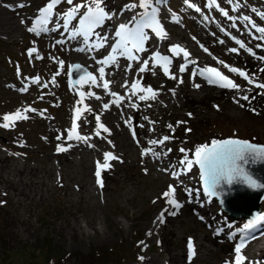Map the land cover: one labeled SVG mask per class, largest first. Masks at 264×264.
I'll return each mask as SVG.
<instances>
[{"label":"rangeland","instance_id":"rangeland-1","mask_svg":"<svg viewBox=\"0 0 264 264\" xmlns=\"http://www.w3.org/2000/svg\"><path fill=\"white\" fill-rule=\"evenodd\" d=\"M46 1L0 0L1 3L12 2L15 5L35 4V12ZM86 2L87 0H80L75 4ZM117 2L120 7L122 4L128 5L138 0H117ZM223 2V9L236 17L235 21H229L224 17L220 11L221 8L209 12L202 10L203 0H187V2L171 0L167 4L181 12V18L180 15L175 14L179 21L174 23L176 32L185 34L190 42L194 41L193 37H195L196 42L192 43L197 49L202 50L211 64L226 69L217 62L223 60L230 67L240 68L254 76L256 82L264 83V71H260L264 69V61L259 59L264 56V47H257V44H264V41L253 39L254 35L259 34L255 33L250 26L246 28V22L239 19L243 15H248L258 26H264V19L256 14L264 12V0H233L232 5L228 3V0ZM237 2L241 7L233 11V6ZM189 4L198 5L201 10L191 11ZM205 16L208 17L207 20L204 19ZM216 17L221 20L218 25L214 22ZM202 18L203 23L200 24ZM233 23L236 24L235 28L232 27ZM191 24L198 30L192 29ZM220 26H225L224 28L241 37L246 45L245 49H239L238 45L230 41ZM15 33L16 38L12 39L0 33V83L2 86L3 84L13 86L11 91L0 94V122L4 121V114L9 115V112H14L15 109L26 113V108H34L37 112H43L45 128L47 132L53 133L52 138L56 140L59 131L65 133L66 129L68 130L71 119L70 94L66 90V82L70 86L74 85L68 80V67L73 61L65 62L61 68L58 61L61 60L59 56H62L64 50L56 45L50 47L49 44H45L44 46V41H40V37L28 32L27 29ZM167 35V42L180 41L175 34L171 37L169 33ZM220 40L224 43H219ZM201 45L207 48L208 52L203 51ZM233 47L238 48V52L228 51ZM248 47L256 53L255 56L247 51ZM33 48L36 51L29 56L28 50ZM39 55H43L41 60L36 58ZM58 72L59 75H57ZM33 75L41 76V89L36 87L35 89V84L29 83V90L26 93L19 92L18 88L25 87L24 81ZM53 78L55 83L52 82ZM236 78V83L241 89V94L237 98L242 95L250 97L249 101H240L243 107L238 103L234 107L230 106L233 101L226 98L227 90L210 89L193 99H179L183 103L181 102V106L175 105L172 110L159 111L157 114L159 127L155 123H149L151 119L145 124L147 130L155 125L158 134L172 137L165 142L164 146H161L163 150L171 149L166 157L169 167H173V162L180 166V161L185 154L194 159L197 147L225 136L264 144V94H262L264 89H257L254 84H249L245 79ZM44 84H47V87H43ZM230 91L234 94L240 92L233 89ZM17 95L19 97H16ZM41 96L43 99L40 98ZM133 102V99H130L129 104ZM22 122L16 120L15 125L22 127ZM138 122L135 125L137 133ZM169 125L173 126L172 129L168 127ZM0 142H7V137L0 135ZM180 149L186 151L182 153ZM73 157L78 161L75 171L79 170L81 174L87 172L89 175L93 173L90 161L86 163L83 160L80 161L76 154H73ZM149 158L141 154L132 159L128 166L121 169L120 181L114 175L117 167L113 166L103 171V186H97L98 192L92 199L99 207L91 208L86 200L76 199L68 209L60 194H50L44 200L32 203V211H28L9 202L8 198L0 196V202H2L0 203V264L14 262V264H22L18 249L26 247L30 251L29 248H32L34 252L43 245L44 241H50L56 251H61L59 258L48 261L46 264H138L137 261L141 256L157 254L158 243L147 232L151 218L155 216L156 221H159L158 217L162 211L168 210L164 212L165 216L169 215L168 212L175 210L166 203L169 198L162 195L170 185L176 188L174 197L170 198L183 201L185 206L174 215L176 232L167 236L168 248L180 255H185L188 264H234L230 258L236 257V253L233 243L226 237V233L230 231L226 228V224L231 223L233 228H236L245 222L244 219L232 220L219 208L214 198L209 202L203 195L195 164L189 172L191 176L189 179H172L167 175L155 178L152 177V165L147 163ZM155 161L160 162L161 159ZM158 166L162 168V164L159 163ZM123 179H125L124 182ZM188 186L191 189L200 190V203L189 202L190 197L185 191ZM9 192L11 193L12 190L9 189ZM127 198L128 201H126ZM260 206V209L264 210V197ZM203 207L208 208L215 215L214 220L211 222L206 220L208 214L199 210ZM91 212L99 214L100 219L92 227L85 226L84 217ZM74 215H79V223L83 227L81 231L70 226ZM201 216L206 221L202 220ZM221 228L224 231L217 235V230ZM186 236L199 238L205 246L194 258H189L185 249ZM164 245L166 246V243ZM252 246L246 249L245 256L249 254ZM148 264L168 263L163 261ZM245 264H249L248 260Z\"/></svg>","mask_w":264,"mask_h":264},{"label":"bare ground","instance_id":"bare-ground-1","mask_svg":"<svg viewBox=\"0 0 264 264\" xmlns=\"http://www.w3.org/2000/svg\"><path fill=\"white\" fill-rule=\"evenodd\" d=\"M19 5L21 4L19 3L15 5V3L12 2H0V33H3L1 35L7 36L9 39L16 38L15 32L28 29V25H31L33 21L32 16L34 15L33 10H35V4H22L24 7H19ZM121 6H118L117 0H106L107 9L111 13H116V15H114L111 20H106L102 29H99L98 31H100L103 35L110 36L111 41L114 39L116 27L120 24L121 20L126 19L132 13V10H125L124 4ZM195 8H197V6L189 7L191 11ZM21 20H24L25 23H21ZM199 23H203V18L202 22ZM162 25L164 26L167 34H170L169 37H171L172 34H175V36L179 37L180 41L167 42L168 35L166 38H160L155 35V40H149L146 42L147 51L138 54L141 59L150 60V71L146 72L145 77L144 73L138 72L137 66H139V64L137 62L130 61L125 57H120L119 55L117 56L118 66L106 67L107 75L105 79L111 81L110 90L125 96V99L121 102L120 107H117L114 103H112V101L116 98L110 96L108 92H105V90L101 87H90L89 85L81 83L74 87L73 92L66 87L67 91L70 93L69 103L72 105L70 113L73 112L76 115L75 109L77 107L83 109L85 105L92 109L91 113H82V117L80 119L81 124L79 126L81 130L80 132L78 131L80 135L91 136L88 143L76 140L66 141L64 138L67 137V131L66 133L59 131L58 135H62L64 138L61 140H54L52 138L53 133L47 132L45 128L46 121L43 116L40 115V112L29 111L25 113L24 111L19 110L23 115L28 117L27 119L21 120V122L23 121L21 124L22 127L16 126L15 122L13 126L9 128L0 126V135H5L7 137V142H0V196L8 198L9 202L19 205L22 209L28 211H32V203L35 204L44 200L50 194H60L66 202L65 207L68 209L76 199L86 200L91 208L99 207L97 202L92 200L98 192L97 186L99 184L97 183V178L93 173L89 175L87 172L81 174L79 173V170L75 171L74 168H76L78 161L73 157V154H76L80 161L83 160L85 163L90 161L92 167H94L98 160L101 163L104 162L101 156L103 149L102 155L105 151L113 152V154L118 156L120 160L111 161L110 163L112 167H117L114 175H116V178L120 181L122 177V168L128 166L132 159L141 155L142 150L145 147H156L149 146L148 140L152 138H161L155 125L153 126L154 131H150L151 129L147 130L145 128V124L149 121V119L155 121L156 126L159 127L157 120V114L159 111L167 109L172 110L175 105L181 106L183 101H180L179 99H193L196 96L203 95L205 91L216 89L214 84H209L202 76L192 78L189 71L185 73L177 72L178 63L181 62L183 64L185 61L183 58L171 54L169 49L173 45H180L191 53L189 59L196 61L195 70L204 67H211L212 64L207 59V56L204 55L200 49H197L194 43L187 40L185 34L180 32V34H178L176 32L173 21L171 22L168 18H164L162 19ZM50 27H55L53 21L50 23ZM190 27L196 31L198 30L193 24H191ZM50 33L53 37H55V32L50 31ZM43 36L47 37V35ZM157 43L164 46L165 55L169 56L173 60L172 71L174 74L178 75V78L182 77L184 81L182 84L178 83V80L170 79L167 75H165L162 66L155 67L153 65L150 58L154 52L160 51ZM81 47H84L82 38H77V40H68V45H66L67 50H65L61 59H63L64 62L68 60L80 61L91 72H95L97 77H99V74L96 72L98 65L97 60L102 59L101 54H103L106 49L108 50V48L101 49L99 51H78L77 49ZM161 54L164 55L162 51ZM129 65L131 66V69L126 72L125 68ZM191 66L192 64H189V67ZM133 75H135V78L137 79H139L138 77H141L143 80V87L151 86L158 92L155 100L150 99L147 101H139L137 97L132 96L134 102L139 105L138 108H132L129 106V87L122 86L125 79L127 78L126 81L129 83ZM127 76H129V78ZM1 84L2 83H0V94L8 92V90L12 88L11 85L3 84L2 86ZM194 84H199L200 87L196 88L193 86ZM64 86L66 85L64 84ZM35 87L41 89L39 83L35 84L34 88ZM223 89L227 90L226 98H230L233 101V104L230 106H236L234 97L237 98L238 95L241 94V91L238 92V94H234L230 91L231 89L222 88L220 90ZM81 91H92L99 96L100 99L85 96L83 103L78 104V101L80 100L79 93ZM138 95L150 94L137 93V96ZM16 97H19V95ZM106 103L110 104L108 109L103 107ZM17 111L18 110L15 109L14 112H9V115L15 114ZM101 113V122L110 129L111 133L109 135L102 132L101 134L106 137L105 139L96 137L94 134L96 130L95 116ZM129 116L133 118L132 127H135V129V125L139 119L140 121L138 122V125H144V127H138V133L136 130L137 135L135 139L133 138L132 131L129 130V125L125 124V120ZM145 117L148 119L145 120ZM85 120L88 122L85 123ZM3 123H5V121L0 122V125ZM109 140L112 142L111 144L108 143ZM137 140L139 143H137ZM89 143L94 145V147H89ZM58 145H63L66 148H68V145H71V147L68 148L67 151L57 152L56 149ZM145 156L151 158H149L147 163L151 164L153 167L152 177L162 178L164 175H167L170 178H174L169 171V163L166 161V158H162L160 162H157L151 154ZM159 163L162 164V168L158 166ZM172 165L180 169V166L175 165L174 162ZM165 169H167V171ZM180 172L183 173L182 175L184 176V179H189L191 177L189 175V171L185 169H180ZM124 180L125 179L122 181L124 182ZM9 189L12 190L11 193L9 192ZM187 189L191 188L187 187ZM126 201H128V198ZM191 203L196 202L193 201ZM199 210L204 214H208L206 219L208 222L215 219V215L208 210V208L206 209L203 207ZM98 219H100L99 214L91 212L90 215L84 217L85 226H94ZM175 225V216L165 215L164 223L156 221L155 216L151 218L147 227V232H151L152 237L155 238L158 243L157 254L155 256H141L143 259L140 257L137 261L138 264H148L153 262L159 263L163 261L168 264H188V260L185 258V255H180L176 251L170 250L167 246V236L175 234ZM70 226L78 229L79 231L83 229L82 225L79 223V215H74V220ZM189 238L190 236H186L184 239L185 249L188 255L190 254V249L188 247ZM193 238L194 240H192V242L195 254L192 255V258H194L196 254L198 255V251L201 248H205L202 240L195 237ZM165 243L166 246L164 245ZM247 258L248 262L251 261L264 264V235L255 241L249 251V254L247 255ZM230 261L234 262L235 257L231 256Z\"/></svg>","mask_w":264,"mask_h":264},{"label":"snow or ice","instance_id":"snow-or-ice-1","mask_svg":"<svg viewBox=\"0 0 264 264\" xmlns=\"http://www.w3.org/2000/svg\"><path fill=\"white\" fill-rule=\"evenodd\" d=\"M63 2V0H50L47 5L39 10V16L35 20L32 21L31 26L28 27V31L35 33L37 35H40L42 33H48V32H57L59 30H63V32L68 33L69 40H77V38H82V42L84 44V47L78 48V51L84 52V51H99L101 49L110 48L109 54L102 58L98 59L97 63H99L101 66L98 68V74H99V82L97 79V76L94 75L91 72L85 71L83 75L77 79L76 83L96 86V87H102L104 90L108 92V94L112 97H115L116 99L112 101L117 107L121 106V102L124 101L125 96H122L116 92H113L110 90V84L111 81L108 79H105L106 77V67H116L118 66L117 56L125 57L130 61H135L139 64L138 72L139 73H145L147 71H150V60L149 59H141L138 55L139 53H144L147 51L146 49V42L149 41L150 37L148 32L145 31V29H151L152 32L155 33L157 37L164 38L167 36V32L165 31L164 26L161 23V20L158 17L159 9L154 6L153 0H138V2L130 3L128 5H125V10L131 11L137 8L143 9V12H137L135 13L132 18L127 23H120L118 26V29L115 30V37L118 39L115 41V43L111 42V37L108 35L101 34L99 29H102V27L105 24L106 20H111L116 13H111L107 7H106V0H87L86 3L82 4H74L73 0H66V3L68 5H71L70 9L62 15V23L59 21L55 22V27H49L50 23L53 21L54 17V9H56L57 5H60ZM159 2V0H158ZM187 2V0H186ZM228 3L230 5L233 4V0H228ZM211 5L215 7H220L216 0H211ZM19 7H24V5H19ZM189 7H192L191 4H189ZM241 5L237 2L233 6V11H236ZM81 9H85L83 13L81 14ZM150 9V10H149ZM197 11H200L199 8L196 9ZM222 15L226 17L229 21H235L237 18L233 17L229 14L228 11L224 10L223 8L220 9ZM255 11V9H253ZM79 14V23L78 27L72 26L73 20L77 18ZM259 15L262 19H264V12H258L256 13ZM138 17V18H137ZM172 19L174 22L179 23V21L176 19L175 14L172 15ZM204 19H208L207 16L204 17ZM239 19L244 20L246 23L245 27L248 26L251 27L255 31V33H258L259 35H254L253 39L264 41V26H258V24L248 15H243L239 17ZM21 23H25L24 20H21ZM232 27L235 28L236 24L233 23ZM223 31V29H221ZM195 39V37H193ZM236 44L239 46V49H245L246 45L242 40H238L235 37H233ZM219 43L223 44L224 41L220 40ZM64 40H57L56 44H64ZM203 51L208 52V49L203 47ZM257 47H264V44H257ZM236 47L228 49V51L232 53H236L239 50ZM36 49H29V56L32 55L33 52H35ZM169 51L173 53L175 56H180L182 54V58L184 59L185 63L181 64L177 70L178 73H185L189 71V64L195 65V60H190L191 53L188 52L186 49L181 47L180 45H173L170 47ZM247 51L252 54L253 56L256 55V53L252 50L251 47L247 48ZM37 59H41L42 57L37 56ZM151 61L153 62V65L155 67H161L163 68V72L165 75H167L170 79L178 80V83H183L182 77L178 78L177 74H174L172 71V64L173 60L167 56L162 55L160 52H154L151 56ZM260 60L264 61V56L259 57ZM219 64H221L224 68L228 69L231 73H236L238 76L244 78L249 84H254V86L257 89H264V83L256 82L254 79V76L250 75L249 73L241 70L237 67H230L228 64H226L223 60L217 61ZM61 68H63L64 61L60 60L58 61ZM75 68L77 70H80L82 68L81 65H76ZM131 69V66H127L125 68V71H129ZM260 71H264V69H261ZM60 73L58 72L57 75ZM69 75L72 74L71 69H69ZM192 78H195L196 76H202L204 77L209 84H215L222 88L226 89H233L240 91V85L235 83L232 79L229 78V76L225 75L222 71H220L216 67H204L200 68L198 70H194L190 73ZM34 83H39V78H35L33 81ZM53 83H55V78H53ZM102 82V83H101ZM124 87H129L128 81H125L122 85ZM196 88H199V84L193 85ZM43 87H47V84H44ZM130 87L132 89V96L137 97L139 101H147V100H155L157 98L158 92L154 90L151 86L142 87L141 86V80L137 79L133 81L130 84ZM20 91H27V86L19 89ZM137 93H149L150 95H138ZM264 94V93H262ZM80 100L78 101V104L83 103V100L85 96L87 97H95L96 99H100L99 96H97L94 92L88 91L84 92L81 91L79 93ZM43 99V96L40 97ZM254 98V97H253ZM130 99V98H129ZM250 97L248 95H242L239 98L234 97V102L240 104L241 107L244 105L240 103L241 100L243 101H249ZM132 108H138L139 105L135 102L130 103L129 105ZM103 107L105 109H108L110 107V104H104ZM27 111L31 112H37V109L30 108L26 109ZM76 117L73 121L71 129L67 130V137L64 138L62 135H58L56 137L57 140H61L62 138L66 139V141H80L84 143H88V141L91 139V136H84L80 135L78 133V123L82 117L83 112H92V109L89 108L87 105L84 106L83 109L80 107H77L75 109ZM40 115H43V112H40ZM101 114H97L95 116V122H96V130H95V136L100 137L101 139H105L106 137L102 136L103 133L111 134L110 129L106 127L104 123L101 122ZM28 117L26 115H23L21 111H17L15 114L12 115H5L3 117V120L5 123H3L2 127L9 128L13 126L14 122L16 120H23L27 119ZM132 117L129 116L125 120V124L129 125L133 138H136V129L135 127H132ZM148 118L145 117V120ZM88 121L85 120V123ZM149 123L154 124L155 121H149ZM182 123V122H178ZM138 127H144L143 124L137 125ZM170 129H172V125L168 126ZM150 131H154V129H151ZM174 131V129H173ZM190 131V130H189ZM172 137L169 135H163L161 138H152L148 140L149 146H156V147H145L142 150V155H149L151 154L152 157H154L157 160H160L162 158H166L169 153L171 152V149L163 150L161 146L165 145V142L169 141ZM109 144L112 142L109 140ZM137 143L139 141L137 140ZM89 147H94L92 144H88ZM71 145H68V148H70ZM68 148H66L63 145L57 146V152H64L67 151ZM182 153H184L185 149H180ZM120 158L113 154V152H104L103 153V163H101L99 160L96 162V171L95 176L97 178V183L101 186H103V178H102V172L109 170L112 165L111 161H119ZM257 161H264V147L257 146L253 143H250L248 141H241L239 139H228V140H213L211 142V145H202L200 147H197L194 152V159L189 158L187 154L181 159L180 166L190 171L193 167V165H198L199 167V175L200 180L202 181V190L203 195L208 198L209 202H211L212 198H216L220 203H223V199H221V189L224 185H228L229 187L234 182H244L248 184L251 188H261L264 187V185H261L255 178L252 177L250 173L247 172L245 169V165L249 164V162L255 163ZM122 162V161H121ZM167 171V169H165ZM172 176L174 178H179L180 175H182V172H178L176 170V166H173ZM185 191L188 193V196L190 197L189 202H197L200 203V196L201 192L198 189H185ZM176 192V188L172 185L169 186V189L164 192L162 195L165 198H169L166 200V203L171 205L174 211L168 212L169 215H176V212L182 207V204L178 202L174 197V193ZM2 203V202H0ZM203 206V204H201ZM168 211L165 209L160 213V216L158 217L159 223H164V212ZM202 220L204 219L203 216L200 217ZM233 224L227 223L226 228L227 229H233ZM258 228H264V214H257L252 219H249L242 228H238L235 231H232L228 233L229 239H236L238 236V233H252ZM224 229H218L217 235L220 234V232H223ZM149 235H151V232H149ZM254 238V237H253ZM240 242L236 244L235 246V261L234 264H245V261L248 260V258L242 254V249L245 247V244L247 242L246 236L239 237ZM143 243V242H141ZM188 247L190 249L189 258H191L192 255L195 254L194 245L191 239L188 241ZM143 259V257H141ZM249 264H259V262H251L249 261Z\"/></svg>","mask_w":264,"mask_h":264},{"label":"water","instance_id":"water-1","mask_svg":"<svg viewBox=\"0 0 264 264\" xmlns=\"http://www.w3.org/2000/svg\"><path fill=\"white\" fill-rule=\"evenodd\" d=\"M253 144L264 147L261 144ZM245 169L261 185H264V161L249 162L245 165ZM220 191L223 203L219 201L218 203L228 215L234 219L241 216L253 218L259 209V201L264 194V187L254 189L244 182H234L230 187L224 185Z\"/></svg>","mask_w":264,"mask_h":264},{"label":"trees","instance_id":"trees-1","mask_svg":"<svg viewBox=\"0 0 264 264\" xmlns=\"http://www.w3.org/2000/svg\"><path fill=\"white\" fill-rule=\"evenodd\" d=\"M27 249L26 247H20L18 249L19 256L22 257V260L20 262L22 264H33L34 262L36 264H46L48 261L59 258V255L61 254L60 250L56 251V249L53 248V245L50 241H44L43 245L39 246L38 249H35L36 251L34 252L32 251V248H29L30 251H28Z\"/></svg>","mask_w":264,"mask_h":264}]
</instances>
